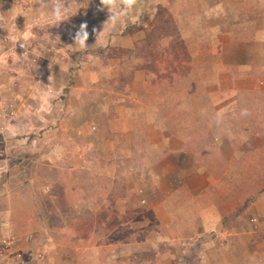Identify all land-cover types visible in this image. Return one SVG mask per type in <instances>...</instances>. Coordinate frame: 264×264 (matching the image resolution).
<instances>
[{
  "label": "rangeland",
  "instance_id": "obj_1",
  "mask_svg": "<svg viewBox=\"0 0 264 264\" xmlns=\"http://www.w3.org/2000/svg\"><path fill=\"white\" fill-rule=\"evenodd\" d=\"M123 3L0 0V264H264V0Z\"/></svg>",
  "mask_w": 264,
  "mask_h": 264
},
{
  "label": "clouds",
  "instance_id": "obj_2",
  "mask_svg": "<svg viewBox=\"0 0 264 264\" xmlns=\"http://www.w3.org/2000/svg\"><path fill=\"white\" fill-rule=\"evenodd\" d=\"M101 3L113 13V18L110 19V22L113 24L117 21H122L131 13L132 6L124 4L123 0H119V2H116V0H101ZM61 9L62 5H57L54 9L53 15L57 20L61 19L64 14ZM77 43L82 47L84 46L83 40H78Z\"/></svg>",
  "mask_w": 264,
  "mask_h": 264
},
{
  "label": "crops",
  "instance_id": "obj_3",
  "mask_svg": "<svg viewBox=\"0 0 264 264\" xmlns=\"http://www.w3.org/2000/svg\"><path fill=\"white\" fill-rule=\"evenodd\" d=\"M257 132H259V131L257 130ZM261 135L263 136L264 135V132ZM177 152H178V156L177 155L175 156V159H176L175 161H177V159L180 158V156H179L180 155L179 150H177ZM199 175L201 176V173ZM210 177H212V176H210Z\"/></svg>",
  "mask_w": 264,
  "mask_h": 264
},
{
  "label": "built area",
  "instance_id": "obj_4",
  "mask_svg": "<svg viewBox=\"0 0 264 264\" xmlns=\"http://www.w3.org/2000/svg\"><path fill=\"white\" fill-rule=\"evenodd\" d=\"M0 257H1V254H0ZM0 261H1V258H0Z\"/></svg>",
  "mask_w": 264,
  "mask_h": 264
}]
</instances>
